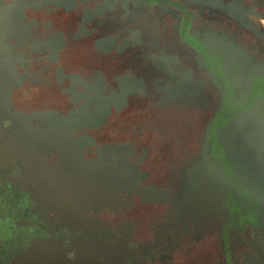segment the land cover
<instances>
[{
    "label": "flooded vegetation",
    "instance_id": "flooded-vegetation-1",
    "mask_svg": "<svg viewBox=\"0 0 264 264\" xmlns=\"http://www.w3.org/2000/svg\"><path fill=\"white\" fill-rule=\"evenodd\" d=\"M257 20L264 0H0V264H264Z\"/></svg>",
    "mask_w": 264,
    "mask_h": 264
},
{
    "label": "rangeland",
    "instance_id": "rangeland-1",
    "mask_svg": "<svg viewBox=\"0 0 264 264\" xmlns=\"http://www.w3.org/2000/svg\"><path fill=\"white\" fill-rule=\"evenodd\" d=\"M135 5H138V4L135 3ZM139 6L146 7V5L144 6L142 2L139 3ZM156 13H157V11H156ZM158 14H159V23H160V25L157 27L156 31L159 33V36H160V45L166 51H169V50H171V47L168 45V42H169L170 38L167 35H169L168 34V32H169L168 24L170 23V19H172V18L168 17L166 15V13H164V12H158ZM218 19H219L220 22L223 23L222 19H220L219 17H218ZM216 20L217 19H215V17H212V20H210L209 22H214L215 24L219 23V21L218 20L216 21ZM257 23L264 27V21L257 20ZM144 61H146V59ZM185 61L187 62V65H190L191 67L193 66V71L196 72V75L198 77H200L199 70H197L195 65L191 64V59L190 60L189 59H185ZM158 76H161V74H159V72L157 70L156 71L153 70V67H152V78H157ZM155 102L156 103H160L162 106H167V105H170L171 103H173L174 101H169L168 98L165 99L164 101H162V100L160 101L158 99V97H156ZM178 196H179V193H178ZM208 224L210 225L211 223H208ZM211 262H209L208 264H212L215 261H213L212 263Z\"/></svg>",
    "mask_w": 264,
    "mask_h": 264
}]
</instances>
